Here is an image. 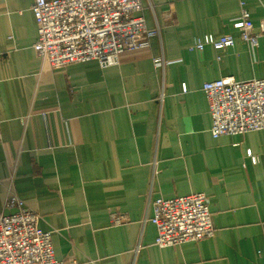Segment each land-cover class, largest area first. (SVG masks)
<instances>
[{
    "label": "crops",
    "instance_id": "crops-1",
    "mask_svg": "<svg viewBox=\"0 0 264 264\" xmlns=\"http://www.w3.org/2000/svg\"><path fill=\"white\" fill-rule=\"evenodd\" d=\"M33 2L0 0V216L14 194L63 262L264 264V129L213 138L201 89L264 81V40L253 51L233 27L243 5L257 28L264 0H140L159 34L108 68L40 59ZM190 194L208 198L213 237L158 248L151 202Z\"/></svg>",
    "mask_w": 264,
    "mask_h": 264
},
{
    "label": "built area",
    "instance_id": "built-area-1",
    "mask_svg": "<svg viewBox=\"0 0 264 264\" xmlns=\"http://www.w3.org/2000/svg\"><path fill=\"white\" fill-rule=\"evenodd\" d=\"M31 12L37 24L33 49L52 67L95 61L101 68L117 65L119 56L149 47L157 31L146 28L140 0H34ZM169 19L171 14L164 13ZM233 27L239 43L255 50L264 40V19L257 28L247 10L240 13ZM219 51L232 47L234 39L226 35L215 41L204 37L195 44ZM155 65H162L155 60ZM211 119L213 138L245 135L264 129V81H236L225 77L202 86ZM248 156L251 157L248 152ZM0 216V264H77L55 259L51 233L39 228V217L20 199L9 193ZM151 223L156 229L158 248L176 247L212 238L214 227L209 200L204 194H190L151 202ZM119 219L113 218V222Z\"/></svg>",
    "mask_w": 264,
    "mask_h": 264
}]
</instances>
